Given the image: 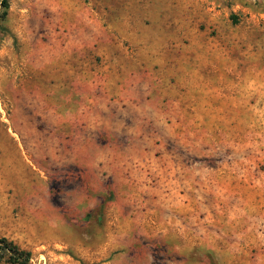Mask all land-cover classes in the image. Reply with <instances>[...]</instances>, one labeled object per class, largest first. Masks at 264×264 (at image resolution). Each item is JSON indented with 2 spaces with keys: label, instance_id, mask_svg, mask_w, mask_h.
<instances>
[{
  "label": "rangeland",
  "instance_id": "1",
  "mask_svg": "<svg viewBox=\"0 0 264 264\" xmlns=\"http://www.w3.org/2000/svg\"><path fill=\"white\" fill-rule=\"evenodd\" d=\"M3 237L24 264H264V0H9Z\"/></svg>",
  "mask_w": 264,
  "mask_h": 264
},
{
  "label": "trees",
  "instance_id": "2",
  "mask_svg": "<svg viewBox=\"0 0 264 264\" xmlns=\"http://www.w3.org/2000/svg\"><path fill=\"white\" fill-rule=\"evenodd\" d=\"M9 8V0H0V18L4 19ZM31 253L7 238H0V260L24 264L29 261Z\"/></svg>",
  "mask_w": 264,
  "mask_h": 264
},
{
  "label": "bare ground",
  "instance_id": "3",
  "mask_svg": "<svg viewBox=\"0 0 264 264\" xmlns=\"http://www.w3.org/2000/svg\"><path fill=\"white\" fill-rule=\"evenodd\" d=\"M11 156V155H10ZM15 156V155H14ZM12 159H13V157H12ZM6 160V159H5ZM9 160V159H8ZM16 160V159H15ZM15 162V161H14ZM17 164V163H16Z\"/></svg>",
  "mask_w": 264,
  "mask_h": 264
}]
</instances>
